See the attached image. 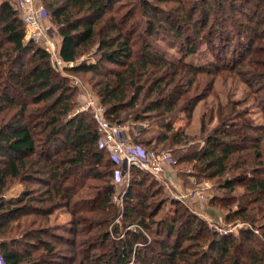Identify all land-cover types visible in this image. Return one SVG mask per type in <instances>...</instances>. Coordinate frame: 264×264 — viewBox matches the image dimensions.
Returning <instances> with one entry per match:
<instances>
[{"label":"trees","instance_id":"obj_1","mask_svg":"<svg viewBox=\"0 0 264 264\" xmlns=\"http://www.w3.org/2000/svg\"><path fill=\"white\" fill-rule=\"evenodd\" d=\"M40 1L59 29L60 57L75 64L66 71L92 76L107 120L154 126L133 136L144 152L189 144L188 134L173 124L181 98L163 95L168 88L162 84L170 87L205 70L189 59L214 42L207 33L214 13L225 15L230 8L245 14L255 7L263 13L248 17L264 22V0ZM159 40H168L181 57L165 53ZM87 53L97 60L77 63ZM207 64L204 72L216 66ZM78 96L53 68L49 52L26 40L11 0H0V255L5 264H264L263 128L227 104L230 112L224 116L221 109V126L207 133L204 146L179 151L173 159L174 167L191 166L196 178H224L219 186L224 196L212 205L228 209L226 223L243 225L237 234L225 235L180 207L160 217L161 190L149 173L136 168L120 195L119 212L114 197L122 166L102 143L92 114L77 112ZM183 102L182 108L192 110L191 101ZM15 181L25 191L3 198ZM37 184L45 188L39 201L29 188ZM60 205L72 216L69 228L41 227ZM119 217L121 226L113 225ZM54 257L58 260L49 261Z\"/></svg>","mask_w":264,"mask_h":264},{"label":"rangeland","instance_id":"obj_2","mask_svg":"<svg viewBox=\"0 0 264 264\" xmlns=\"http://www.w3.org/2000/svg\"><path fill=\"white\" fill-rule=\"evenodd\" d=\"M253 11L263 13L262 9L255 7L252 11L246 8L245 14L233 12L230 8L224 11L225 15L221 11L215 16V12L211 18L213 22H211L207 32L213 36L214 42L210 46L203 45L201 48L207 50L203 51L199 56L189 59V61L194 63L195 67H205V70L192 76L189 79L191 82H188L189 80L176 79V82L170 87L168 82H166V86V83L162 84L164 89L168 88L167 91L164 90L163 95L173 96L178 94V97L181 98L180 106H177L178 110L174 113L173 124L176 131H184L190 137L189 144L185 149L191 147L192 149H199L204 146L207 133H213L221 126V109H224V116L230 112L227 104L231 105L232 111L238 113L237 115L245 117L257 127L264 129V22H260V17L256 19L249 18L248 14L254 15ZM47 19L52 26L51 37L48 38V42L57 50L61 44L59 29L52 20ZM45 43H40L39 46L43 47ZM251 43H254V47L248 52ZM157 44L164 48L165 53H168L174 59L181 57L180 52L173 48L168 40H159ZM93 50H96V48ZM96 60L97 57L87 53L77 63H91ZM219 62L222 63L220 64ZM207 63L211 65L213 63L216 66L209 67L213 68L210 72H204L208 69L206 67ZM56 72L66 77L68 83L78 89L79 96L76 110H81L82 105L90 99L98 100L92 80H90L92 77L90 74H72L67 72L66 68L56 70ZM175 85H177L178 90L173 88ZM185 99L193 103L192 110L191 107L182 108L185 105L183 102ZM121 125L127 127L126 138L131 142H133V136H136L138 132L154 128L150 121L134 122L129 120ZM149 135H153V133L147 134V136ZM185 149L169 145L167 147L161 146L160 150L162 151L160 152L152 148L149 150L157 153L165 152L169 159L161 175H153L147 172L151 175L153 183L157 185L155 189L159 188L161 190L158 197L163 199L165 205L160 217L167 218L169 215L172 216L175 208L180 207L206 220L216 232L225 235L237 234L238 224L240 223L232 224L224 221L228 209L219 205H212L214 198L224 196L223 191H219L220 181H223L224 178L219 181L196 178L191 166L186 164L178 167L173 166V159H175L177 153ZM129 182L117 188L114 202L119 212L123 208V201L120 200V195L124 194ZM25 187V185L15 181L6 194L3 195V198L11 199L16 197L25 191ZM29 188L32 189V196L39 201L38 197L44 194L45 188L39 184L29 186ZM35 205L42 208L48 207V204L39 202H36ZM236 207L233 206L235 209ZM71 220L72 216L68 209L60 205L47 220L41 222V227H46L48 224L50 227H55V229L66 230L69 228ZM119 220L120 217L115 220L113 225L120 224ZM39 221H41V218H39ZM58 233L63 234L61 232ZM39 235L44 239H49L47 235L42 233ZM58 249H61L62 252L61 247ZM56 258H51L49 261Z\"/></svg>","mask_w":264,"mask_h":264},{"label":"built area","instance_id":"obj_3","mask_svg":"<svg viewBox=\"0 0 264 264\" xmlns=\"http://www.w3.org/2000/svg\"><path fill=\"white\" fill-rule=\"evenodd\" d=\"M11 4L19 11L22 17L25 25L26 40L38 45L46 42L43 48L48 50L55 71L75 65L74 63H65L59 54L60 47L56 50L48 42V38L51 37L52 26L47 19L45 6L40 0H11ZM77 112H90L92 114L102 143L108 148L111 157L121 164L122 169L116 173L119 185L129 182L132 168L149 172L153 175H161L164 172V166L169 161L168 155L165 152H144L136 144L129 141L126 138L127 127L110 123L105 116L104 107L98 100L90 99L86 101L82 105L81 110L78 109ZM120 200L123 201V197H120ZM242 226L241 223L238 224V228ZM130 228H133V226ZM0 264H5L1 255Z\"/></svg>","mask_w":264,"mask_h":264},{"label":"water","instance_id":"obj_4","mask_svg":"<svg viewBox=\"0 0 264 264\" xmlns=\"http://www.w3.org/2000/svg\"><path fill=\"white\" fill-rule=\"evenodd\" d=\"M124 168H125V166H124Z\"/></svg>","mask_w":264,"mask_h":264}]
</instances>
